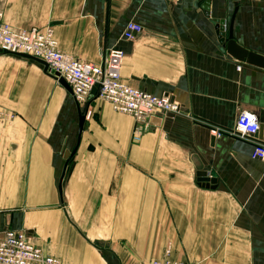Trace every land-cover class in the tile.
Here are the masks:
<instances>
[{
    "label": "crops",
    "instance_id": "crops-1",
    "mask_svg": "<svg viewBox=\"0 0 264 264\" xmlns=\"http://www.w3.org/2000/svg\"><path fill=\"white\" fill-rule=\"evenodd\" d=\"M0 11L85 62L122 51L124 83L179 107L133 143L131 117L95 97L77 106L41 64L0 52V107L17 114L0 125V233L24 231L62 264H136L167 243L187 264H264V162L233 135L252 114L264 145V68L225 42L231 24L236 46L264 58V3L0 0ZM129 22L141 32L125 40Z\"/></svg>",
    "mask_w": 264,
    "mask_h": 264
},
{
    "label": "built area",
    "instance_id": "built-area-1",
    "mask_svg": "<svg viewBox=\"0 0 264 264\" xmlns=\"http://www.w3.org/2000/svg\"><path fill=\"white\" fill-rule=\"evenodd\" d=\"M179 0H174L178 2ZM246 2L264 0H243ZM0 11V52L24 55L43 62L45 72L56 81L62 79L69 87L74 101L87 104L91 98L108 103L114 113L127 115L134 121L131 141L139 142L149 121L157 114H176L179 107L168 96H153L135 89L121 80L120 69L124 54L118 49L108 50L100 64L85 62L61 52L51 29L40 31H15L3 21ZM141 32L140 26L129 22L125 25L122 38L131 40ZM239 70V69H238ZM97 86L96 95L91 90ZM259 130L256 117L240 113L235 121L233 135L252 144L251 159L264 162V145L255 141ZM218 135V134H217ZM0 264H60L34 246L24 233L3 231L0 233ZM153 264H185L175 261L166 254Z\"/></svg>",
    "mask_w": 264,
    "mask_h": 264
},
{
    "label": "water",
    "instance_id": "water-1",
    "mask_svg": "<svg viewBox=\"0 0 264 264\" xmlns=\"http://www.w3.org/2000/svg\"><path fill=\"white\" fill-rule=\"evenodd\" d=\"M225 42H226V50L229 54H231L232 56H234L238 60L244 61L245 63H248V64L253 65V66L264 68V58L250 54L247 51L236 46V44L234 43V41L232 39L231 24H230V27L228 30V36H227ZM19 56L33 60V61L41 64L44 68V71H45L46 66L43 62L36 60L34 58H31L29 56H24V55H19ZM57 82L61 86H63L67 91H70L69 87L66 85V83L62 79L57 80ZM96 90H97V86H94L91 90V94L96 95ZM85 114H86V108L83 110V112L79 113V116H78V128H77L78 139H79L80 134H81L82 129H83ZM63 174H64V171L62 172V175H61V178H60L59 184H58V191L59 192H61V180L63 178Z\"/></svg>",
    "mask_w": 264,
    "mask_h": 264
},
{
    "label": "rangeland",
    "instance_id": "rangeland-1",
    "mask_svg": "<svg viewBox=\"0 0 264 264\" xmlns=\"http://www.w3.org/2000/svg\"><path fill=\"white\" fill-rule=\"evenodd\" d=\"M76 103V102H75ZM77 104V103H76ZM79 104H77V106H78ZM79 106H82V105H79ZM17 114L15 113V112H13V111H9L8 109H5V108H2V107H0V125L2 126H10L12 123H13V121L15 120V118L17 117L16 116ZM66 131H67V128H66V126H64V128H63V131H59V138L62 136V135H64L65 133H66ZM63 148V147H62ZM6 231H13V230H6ZM14 232H19V233H24L25 234V232L24 231H14ZM26 235V234H25ZM27 236V235H26ZM28 238V237H27ZM38 248V247H37ZM41 250V249H40ZM42 251V250H41ZM169 252L170 253V257L173 259V260H175V261H179V262H182V263H185V262H183V261H181V260H179V259H176L175 257H173V255H172V248H171V245L169 244V243H167L166 244V246H165V248L163 249V251L161 252V254L156 258H154V259H146V258H138V260H136V264H153V262L154 261H159V260H161L162 259V257L166 254V252ZM43 252V251H42ZM45 254V253H44ZM45 255H47V254H45ZM48 256H50V255H48ZM51 257H54V256H51ZM54 258H56L58 261H59V263L60 264H62V261L59 259V258H57V257H54ZM185 264H187V263H185Z\"/></svg>",
    "mask_w": 264,
    "mask_h": 264
}]
</instances>
